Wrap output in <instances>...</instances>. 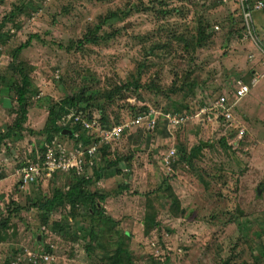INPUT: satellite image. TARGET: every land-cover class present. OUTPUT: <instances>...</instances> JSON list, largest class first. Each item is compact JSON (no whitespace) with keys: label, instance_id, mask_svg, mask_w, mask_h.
Wrapping results in <instances>:
<instances>
[{"label":"rangeland","instance_id":"rangeland-1","mask_svg":"<svg viewBox=\"0 0 264 264\" xmlns=\"http://www.w3.org/2000/svg\"><path fill=\"white\" fill-rule=\"evenodd\" d=\"M140 1L149 9L147 12L138 11L139 0H3L0 3V21L9 18L12 5H25L24 12L12 18L18 28L8 22L0 31V133L5 132L16 116L12 88L18 80L8 69L10 52L33 33L49 43L44 46L32 42L19 55L20 61L33 68L32 90L28 94L23 131L6 140L0 149V221L10 214L7 228L0 234V264L38 261L37 264H100L101 257L115 249L117 237L110 241L104 236L99 246L90 240L84 211H75L78 218L72 219L67 215V207L51 215L34 207L42 197H51L56 189L67 191L74 175L93 179L91 165L104 167V176L90 188L107 196L103 207L108 216L117 220L115 229L126 233L128 239L121 237L122 234L120 237L131 251L134 264H151L149 255L153 249V256L161 258L164 264H254L256 258L262 257L260 247L264 237L257 236L255 231L264 223V67L261 62L264 12L253 13L255 37L242 35L239 42L232 40L225 46L224 36L230 20L241 25V7L237 3L166 0L162 10L168 12L177 7L181 14L173 13L164 22V16L156 12L160 9L157 3ZM111 12L119 14L122 21L113 28L125 27L118 34L101 45H88L81 51L66 50L71 41L81 39ZM199 18L212 25L218 38L214 44L199 50L192 66L203 88L198 86L193 92L194 98L188 101L190 111L186 113L188 120L184 127L168 129L165 115L158 113L152 129L145 123L126 128L118 139L106 144L108 158L112 160L118 155L124 159L130 155V163L125 160L118 166L120 175L115 169H107L101 153L97 152L91 156L89 166L82 165L79 174L59 173L38 181L39 185H35L37 182L33 186L20 185L22 165L44 155L45 147L51 142L66 151L78 147L74 139L61 133L49 142L45 134H39L52 102L85 89L84 92L96 97L99 105L105 104L103 113L109 125L115 119L120 121L115 126L129 123L142 105L155 111L158 110L156 102L160 107H172L173 99L169 102L163 97L154 98L133 85L146 84L156 75L163 81L162 85L171 84L172 76L164 74L182 65L170 68L169 56L162 55V51L147 56L145 50L166 43L168 38L160 32L161 27L168 30L172 27L177 33H183L184 25L191 28ZM113 28L102 26L98 35H111ZM57 44L64 46L63 49ZM142 65L153 66L143 68ZM252 70L261 77L244 98L235 102L233 110L235 125L240 126L238 132H242L244 141L239 142L240 134L235 138L230 136L229 148L224 150L217 142L226 131L215 125L198 124L202 117L196 116L199 102L204 97L206 103L217 98L220 86L225 89L230 83L232 89L236 88L237 82L247 79ZM115 87H122L120 100L118 97L116 103H109L107 99L98 101L103 98L102 92ZM83 117L89 121L97 119V116ZM100 127L111 126L104 122L106 128ZM92 131L99 134L96 128ZM199 142L207 143L208 147L191 161V167L185 162L174 166L163 163L172 149L175 150L173 161H176ZM121 185L127 187L125 192H119ZM174 199L183 209L181 215L174 208ZM150 200L159 227L146 235L142 228L143 206ZM9 211L12 212L8 214ZM47 217L49 222L68 220L70 228L69 231L65 228V233L69 235L51 232L52 223L43 224ZM250 226L252 230L247 232ZM87 245L91 248L89 252Z\"/></svg>","mask_w":264,"mask_h":264},{"label":"trees","instance_id":"trees-1","mask_svg":"<svg viewBox=\"0 0 264 264\" xmlns=\"http://www.w3.org/2000/svg\"><path fill=\"white\" fill-rule=\"evenodd\" d=\"M2 1L3 0H0V3ZM165 1L166 0L151 1L152 5L157 3V5L159 6L160 9L157 10L156 12L164 16V22L166 21L165 19L167 17L171 18L172 17L171 15L173 13L181 14V10H179L177 7L168 10V12L167 10H162L164 8L163 5H165ZM141 4L142 3L139 0L138 5L142 7L140 6L138 7L137 5L136 8H138V11L147 12V10L149 9ZM12 6L13 9L8 15L9 18L11 19L9 18L5 19L6 18L5 17L0 21V31L8 22H13L12 19L13 17H17L18 15L24 12L23 9H25V5H12ZM154 8L155 6H152L151 9L154 10ZM244 11H246V8H244ZM257 12H264V9L261 11H251L252 21H253V13H257ZM239 18L241 19L239 22L241 25H235V21L230 20L229 26L226 28V34L224 36L225 46H227L229 42H233L232 40L239 42L242 35L243 37L245 36V38H252L253 36L255 37L254 21H253L254 32L252 31V33L247 35L246 26L243 24L244 21H243L242 13H239ZM99 21L100 23L96 24L95 27L88 29L81 39L77 41H71L67 47L68 49L66 48L64 49L68 51L69 49L81 51L82 48L88 45L97 46L104 44L106 43L105 41L109 40L112 36H114V34H118L120 29L125 28L119 26H117L119 27V29L117 30L116 28H113V25L122 23L119 14L115 12L109 13V15H107L106 17H104ZM102 26L112 27L114 29L112 31L113 33L111 35L110 34L98 35V32ZM184 26L186 27H184L183 33H177V31L172 30V27H170L169 30L167 28L164 29V27H161L160 32L162 34H166V37L168 38V40L166 41L167 45L166 43L157 44L153 48L148 49L149 51L145 50L147 56L153 55L154 51H162V55L169 56L171 60V62H168L170 68L171 67L177 68L179 65H182L180 69H177L178 71L177 70L173 72L170 71L167 72V74H164L165 76H169V75L172 76V80L170 82L171 84L169 85L165 84V86L162 85L163 81L161 82V78L158 77V75H156V77L154 76L146 84L137 85L136 83H134L133 85L135 88L137 87L138 90H143V93H146V95H150L154 98L163 97L166 101L169 102L170 100L173 99V102H170L172 103L171 105L172 107L166 105L165 107L162 106L160 107L158 105V102H156V107H158V110L156 111L153 110L157 113L155 118H158L159 116L158 113H162L163 115H170L171 117H176L179 119L182 118V120L177 125L171 126L169 122L165 124L166 127L168 126L167 127L168 129L170 128L180 129L184 127V125L186 124L188 120L186 113L190 111L188 101L191 98H194L193 92L196 91V88H198V86L200 88H203V85L199 83L197 78H195L194 76L195 73L193 72L194 70L192 66L196 60L199 50L214 44L218 38V34L212 29V25L209 24L207 21L203 20L202 18H199L197 23H195L194 26H192L191 28H188L187 25ZM15 27L18 28V26L16 25ZM32 42L40 43L44 46L49 45V43L41 39L40 35L33 33L28 36L25 42L21 43L10 52L11 60L8 65V69L18 80V83L16 81V84L12 88L15 95L16 107L14 111L16 116L13 123L9 127H6L5 132L0 133V149L6 140L15 138L18 133L23 131V125L25 124L27 119V112L29 106L28 94L32 90V86H31L32 81L30 78V73L32 72L33 68L30 67L27 63L20 61L19 55L24 50L31 47ZM57 47L60 50H62L64 46H62L61 44H57ZM262 49L264 52V46L262 47ZM263 61H264V54H262L261 62ZM152 66L153 65L150 66L142 65L143 68L152 67ZM161 69L162 68H160L157 72L159 73ZM256 75L257 73L255 70L250 71L249 75L247 76V79L245 80L242 79L243 80L242 83L247 85L249 89H251L252 88L251 80L254 79ZM226 82L227 81H224L225 85ZM238 82L241 83V79ZM232 86L233 85L230 86V83L228 87H226L225 89L220 86L217 89L220 90L217 98L213 99L212 101H209L208 103L205 102L204 100L206 99L205 97L201 99L199 102L200 109L196 112L197 117L202 116L200 119H198V124L205 127L215 125L217 127H220L222 130L226 131L225 135L221 136L217 142L220 145V147H222V149L224 150L229 148L227 146L228 138L230 136L234 138L237 137L238 136L237 132L240 130V126L235 125V121H234L233 110L236 106L235 102L244 98L247 95L246 94L244 97L238 99L235 94L236 88L233 87L232 89ZM84 90L85 89H83L82 92L81 90H79L77 94L73 96L65 97L63 100L59 102H55V103L52 102V104L48 106L45 125L43 129L39 131L40 135L43 134L46 135L47 142L51 141L52 137L61 133L62 130H67V129L72 132V136L70 137V139L71 140L74 139L77 145H81L84 148L87 145L92 144L93 140L96 141L99 138L98 134L95 131L85 130L80 124L73 123L72 120L66 122L65 125H62L61 118L64 117L66 114H68L70 110H72V112H74L75 114L82 113L88 118L97 116V119H95V121L96 123L97 121L99 122L98 126L100 129H101L100 125L104 127V122L111 127L117 124H121L119 120L115 119L114 123H111V125H109L107 121V117L103 113V111L105 110V104L99 105L96 101V97H94L92 93H88L87 91L84 92ZM121 90L122 87H115L112 91L102 92L103 98L98 99V101L102 99H107L108 101H110L109 103H116L115 102L116 99L119 97L120 100L121 98ZM221 97L226 99V106L224 108L213 106V104ZM93 110H100V111H98L99 112L98 113L97 111L94 112ZM149 110L150 109H148L146 106L142 105L141 107L137 108L136 115L148 113ZM224 110L230 112L231 118L229 120L225 119ZM100 113H102V116L99 115ZM136 115H134V118L136 117ZM165 121H168V119H166ZM163 131H166V129L164 128ZM234 133L237 134L235 135ZM166 134L168 135V133ZM238 140L240 143H242L244 141L243 136ZM207 147H208L207 143L199 142L197 145L193 146L188 153H185V155L183 154L179 155L176 161H173V159L175 158V150L172 149L171 150L172 154L167 159H165L163 163L168 166H170L171 164L172 166H174V164L177 165V163L181 164L182 162H185L186 165L191 167V161L194 158L198 157L201 151ZM107 149L108 147L106 145H101L98 149V152H100L102 155L103 163L107 164L106 167L107 169L109 168L115 169V173L120 175L122 171L118 166L122 161L125 160L128 163H130L131 160L130 155L125 159L124 157H120L118 155L114 160H112V158H108L109 153ZM24 165L25 164H23L22 166ZM95 166L96 165L90 166L92 167L93 170V179H85L83 177L74 175L73 179L71 180V183L68 185L69 187L67 191L60 192L56 189L55 191H53L51 197L49 198L42 197L40 201H37L35 203L34 207H36L39 211H44L50 215L55 213L60 208L67 207L68 208L67 215L71 216L72 219L78 218V216L74 214L75 211L79 209L84 211L85 216L87 217L89 223V225L86 228L90 232L89 238L90 240H94L96 246L102 244L101 241L104 240V236H107L106 238H108L110 241H113V238L115 237L119 238L115 244V249L101 257L100 264H134L132 253L121 238V237L127 238L126 233H122L120 230L115 229V227L118 225L117 220H114L112 217L108 216L103 207V203L106 201L107 196L99 191L91 190L90 188V186L94 183L95 180H98L99 177L102 178L104 176L103 174L104 167L102 166L95 167ZM35 185H39V182H37V184ZM126 190L127 187L125 185L119 186L120 193L125 192ZM256 194L257 196H259L260 191H257ZM150 201L151 202H148L149 204L145 203V205L143 206L142 228L144 231L143 234L146 235L149 234L154 228L157 229L159 227V224L156 220V211L154 210L155 207L153 205L152 200ZM173 204L176 205V206L174 205L175 210L178 209V213L181 215L183 209L179 206V202L177 201V199L174 201ZM12 211H9L8 214ZM9 215L8 217L6 216L3 220L0 221V234H3L2 231H5V229L7 228L8 225L7 223H9ZM49 217H47V219L43 221V224L47 225L49 223H52L49 226L51 232L53 233L58 232V234L65 235L66 234L65 228H67L69 231L70 224L68 220L65 222L62 221L49 222ZM250 230H252L251 226L248 227L247 232ZM255 233L257 234V236L264 237V223L260 225L259 231H255ZM66 235H69V233H67ZM260 248L262 250V257L260 259L256 258L254 264H264V242L261 244ZM86 250L87 252H89L91 251V248L89 249L87 245ZM153 250L154 251L151 252L149 255V258H151L152 261L151 264H164L163 261H162L163 263L160 261L161 258L153 256L155 249ZM37 263H31V264H37Z\"/></svg>","mask_w":264,"mask_h":264},{"label":"built area","instance_id":"built-area-1","mask_svg":"<svg viewBox=\"0 0 264 264\" xmlns=\"http://www.w3.org/2000/svg\"><path fill=\"white\" fill-rule=\"evenodd\" d=\"M233 3H237L241 7V13L243 16V21L246 26L247 35L253 31V21L251 16V11H261L264 9L263 0H231ZM246 8V11H244ZM254 32V31H253ZM264 54L263 51H261ZM264 67V61L263 65ZM260 75H256L254 79L251 80V84L254 85L255 82L260 78ZM250 91L249 87L242 82H237L235 94L238 99L244 97ZM213 106L224 108L226 106V99L221 97L219 98ZM157 113L153 110H149L148 113L136 115L129 123L123 125L112 126L106 129L98 128L96 121H89L84 119L82 113L75 114L74 112H69L64 117L61 118L62 125H65L66 122L72 120L73 123L80 124L85 130H93L96 128L99 132V138L96 141H92V146L90 149L84 148L81 145H78L77 149H72L66 151V148L53 144L47 145L45 147L44 155L35 158L32 162H27L20 172V185L23 186H32L36 182L49 178L53 174L66 173L75 171L76 174H79L83 167V164H91L90 158L92 155L98 152V149L101 145L109 144L110 142L119 138L121 133L126 128L142 126L143 123L146 124L148 129H152L155 125V117ZM224 117L226 120L231 118L230 112L224 110ZM165 118L168 119L169 124L177 125L182 118L171 117L170 115H165ZM239 138L242 137V132H238ZM172 154V152H171ZM170 154V155H171ZM84 155V157H83ZM169 155V156H170ZM167 156L166 159L169 157ZM88 159V161H87ZM167 163V160H166ZM46 259V258H44Z\"/></svg>","mask_w":264,"mask_h":264},{"label":"water","instance_id":"water-1","mask_svg":"<svg viewBox=\"0 0 264 264\" xmlns=\"http://www.w3.org/2000/svg\"><path fill=\"white\" fill-rule=\"evenodd\" d=\"M61 134L62 135H66V136H68L69 138L72 136V132L70 131V130H62L61 131Z\"/></svg>","mask_w":264,"mask_h":264},{"label":"crops","instance_id":"crops-1","mask_svg":"<svg viewBox=\"0 0 264 264\" xmlns=\"http://www.w3.org/2000/svg\"><path fill=\"white\" fill-rule=\"evenodd\" d=\"M258 13H259V12H257L256 14H258ZM256 16H257V18H259L260 15H256Z\"/></svg>","mask_w":264,"mask_h":264}]
</instances>
